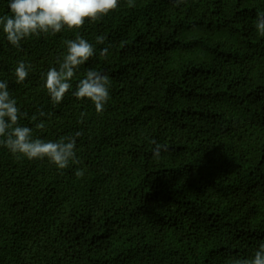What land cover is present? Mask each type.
<instances>
[{
  "label": "trees",
  "instance_id": "1",
  "mask_svg": "<svg viewBox=\"0 0 264 264\" xmlns=\"http://www.w3.org/2000/svg\"><path fill=\"white\" fill-rule=\"evenodd\" d=\"M8 14L0 0V16ZM260 14L264 0H119L99 21L33 36L19 49L0 29V81L27 113L20 123L46 141L82 133L79 163L64 170L0 147V264L251 258L264 243ZM77 36L96 52L53 105L44 77ZM20 61L31 69L17 84ZM88 69L110 79L100 114L73 96ZM153 141L167 149L155 159Z\"/></svg>",
  "mask_w": 264,
  "mask_h": 264
},
{
  "label": "clouds",
  "instance_id": "2",
  "mask_svg": "<svg viewBox=\"0 0 264 264\" xmlns=\"http://www.w3.org/2000/svg\"><path fill=\"white\" fill-rule=\"evenodd\" d=\"M183 3L184 0H177ZM131 4V0H129ZM119 0H8L9 14L0 16V29L7 41L15 48L21 47V42L41 34H57L62 30H79L85 21L96 22L115 11ZM134 6V5H133ZM257 32L264 36V14H260L256 21ZM105 37L98 36L97 44H104ZM66 53L57 62L58 67H51L44 77V88L51 103L57 105L72 89L71 81L96 52V49L86 39L77 36L74 40L65 41ZM102 57H107L108 47L100 51ZM30 64L20 61L15 68L14 76L17 84L23 83L29 75ZM110 79L94 69H88L79 80L73 96L77 100H88L95 107L97 114L104 111L109 96ZM46 114L39 112L31 117L36 121ZM84 113H81L83 117ZM27 118L17 106L12 97L8 83L0 81V147L8 149L17 158L44 160L45 158L58 170H64L70 165L78 164L76 155V141L82 135L61 137L57 141H46L33 138V130L20 123ZM44 123L36 124V128L43 129ZM153 158H159L166 147L155 143ZM77 177H83L82 169L75 172ZM233 264H264V243L254 252L251 258L236 259Z\"/></svg>",
  "mask_w": 264,
  "mask_h": 264
}]
</instances>
